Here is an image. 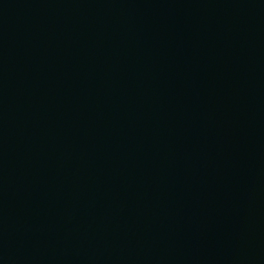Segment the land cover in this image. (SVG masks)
Masks as SVG:
<instances>
[{
	"label": "water",
	"instance_id": "1",
	"mask_svg": "<svg viewBox=\"0 0 264 264\" xmlns=\"http://www.w3.org/2000/svg\"><path fill=\"white\" fill-rule=\"evenodd\" d=\"M0 264H264V0H0Z\"/></svg>",
	"mask_w": 264,
	"mask_h": 264
}]
</instances>
